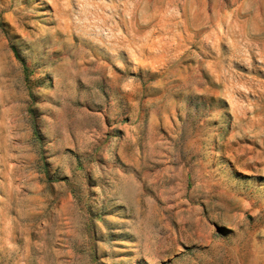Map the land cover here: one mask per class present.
I'll list each match as a JSON object with an SVG mask.
<instances>
[{
	"label": "rangeland",
	"instance_id": "1",
	"mask_svg": "<svg viewBox=\"0 0 264 264\" xmlns=\"http://www.w3.org/2000/svg\"><path fill=\"white\" fill-rule=\"evenodd\" d=\"M0 264H264V0H0Z\"/></svg>",
	"mask_w": 264,
	"mask_h": 264
},
{
	"label": "trees",
	"instance_id": "2",
	"mask_svg": "<svg viewBox=\"0 0 264 264\" xmlns=\"http://www.w3.org/2000/svg\"><path fill=\"white\" fill-rule=\"evenodd\" d=\"M17 55L19 56V53L17 52Z\"/></svg>",
	"mask_w": 264,
	"mask_h": 264
}]
</instances>
